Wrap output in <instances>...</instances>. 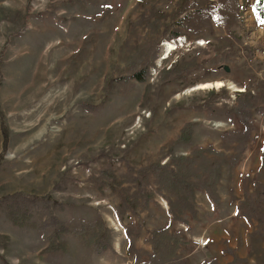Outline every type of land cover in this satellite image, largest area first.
I'll list each match as a JSON object with an SVG mask.
<instances>
[{"label": "rangeland", "instance_id": "374dc122", "mask_svg": "<svg viewBox=\"0 0 264 264\" xmlns=\"http://www.w3.org/2000/svg\"><path fill=\"white\" fill-rule=\"evenodd\" d=\"M254 1L238 0L239 19L224 25L208 14L219 0H0V197H36L35 222L49 212L69 226L97 219L113 248L94 254L63 233L62 249L48 250L51 227L19 226L0 210V264H142L168 205L156 193L119 219L121 196L140 183L154 192L152 163L207 145L230 154L228 133L244 128L230 110L245 89L263 108L238 162L221 164L218 205L196 190L197 218L169 230L185 237L181 264H264V226L252 236L257 222L237 209L245 188L264 184V19ZM216 80L225 85L196 87ZM186 122L189 143L178 140Z\"/></svg>", "mask_w": 264, "mask_h": 264}, {"label": "trees", "instance_id": "16d2710c", "mask_svg": "<svg viewBox=\"0 0 264 264\" xmlns=\"http://www.w3.org/2000/svg\"><path fill=\"white\" fill-rule=\"evenodd\" d=\"M75 1L84 4L94 3L97 0ZM187 1L183 0V3ZM217 6V8H211L208 11L210 17L215 16L224 25H231L237 22L241 10V4H239L238 0H219ZM189 7L196 8L197 5L193 1ZM253 8L256 16L260 20H263L264 0H255ZM174 33L171 35V38L179 35L177 31ZM153 57H155V54ZM150 63H152V60H150ZM135 71L133 72V76L140 79V68L138 67ZM124 79L125 77L118 78L119 81H123ZM249 91L245 89L238 92L237 104L230 110L236 114L244 126L241 131L228 133L229 139H227V143L231 145L230 149L232 151L230 154L207 145L195 147L188 157L173 156L167 164L152 163L148 166L147 170L152 176V182L155 187L154 192H151L140 183L139 189L121 196L120 204L116 211L119 219H122V214L126 210L134 209L137 206H141L142 209L146 208L156 193L163 197L168 205L171 219L162 228L154 230L151 233L148 239L151 245V253L142 264L182 263L180 244L186 243L185 237L182 231L170 232L169 229L174 222L187 224L189 218H197L196 190L204 189L215 204L218 205L219 197L215 192V186L219 178L221 164L227 161L229 164L235 165L238 162L244 143L249 135L248 124L252 113L262 111L261 109L263 108L261 94ZM193 126L194 122H186L180 130L178 140L189 143L192 140ZM134 179L132 178V180ZM259 186L253 191L245 188L243 200L239 204V207H237L239 214L257 222V230L251 232L252 236L260 234L261 228L264 226V205L259 195H255L256 193L263 194L264 200V184L261 185L260 183ZM138 201H142V203H138ZM36 206H38L36 197L27 196L22 193L7 194L0 197V210L14 224L19 226H35L40 230H45L48 227L52 228L49 243L46 247L48 250L56 251L60 248L62 249L65 244L58 243V239L63 233L72 234L78 238L81 244L94 254L113 250L110 230L107 227H103L99 220L86 221L81 219L77 226H69L66 222L59 220L49 212L40 222H35V212L39 210V207ZM33 207L34 210H32ZM125 235L127 237V250H132L131 228L125 227ZM201 264H217V261L215 258H212Z\"/></svg>", "mask_w": 264, "mask_h": 264}, {"label": "bare ground", "instance_id": "6f19581e", "mask_svg": "<svg viewBox=\"0 0 264 264\" xmlns=\"http://www.w3.org/2000/svg\"><path fill=\"white\" fill-rule=\"evenodd\" d=\"M178 41H181L180 39L179 40H174V41H170V42H165L167 43L166 44V48H165V54H168L170 51H172L174 48H176V46L173 45V43H175V45L177 44ZM164 43V45H165ZM225 83L222 81V80H216V81H212V82H205V83H201V84H198L196 87L199 89H205V88H219V87H222L224 86ZM230 87H235L234 85L230 84L229 85Z\"/></svg>", "mask_w": 264, "mask_h": 264}]
</instances>
